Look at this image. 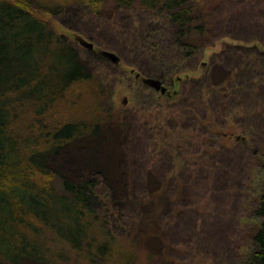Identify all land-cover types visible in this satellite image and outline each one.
<instances>
[{"label": "trees", "instance_id": "1", "mask_svg": "<svg viewBox=\"0 0 264 264\" xmlns=\"http://www.w3.org/2000/svg\"><path fill=\"white\" fill-rule=\"evenodd\" d=\"M218 3L0 0V264H197L189 253H204L200 240L184 238L180 230L191 227L205 237L211 232L201 222L188 227L182 218L187 210L179 201L199 183L207 185L205 165L195 159L176 166L165 144L158 152L153 148L163 139L162 126L116 108H98L97 102L104 93L101 84L109 80L106 67L120 63L126 62L139 77L173 83L188 70V61L228 34L214 27L220 19L210 8ZM36 8L70 29H80L79 23L87 19L100 25L119 13L140 11L141 16L135 28L112 31L118 43L105 48L118 52L119 62L113 63L100 49L79 48L57 33L36 15ZM243 12L249 17L243 19L242 40L257 44H225L202 78L192 83L204 81L218 92L231 91L232 99L243 87L245 98L252 101L257 87L256 96L264 100V0H243ZM131 56L133 61L128 60ZM138 90L158 105L153 88L140 84ZM213 94L222 106V98ZM256 106L251 110L261 115ZM199 107L185 113L184 127L201 130L198 139L212 141L217 153L239 149V169L246 177L235 181L241 190L248 187V218L254 220L231 223L233 242L228 240L227 251L215 263L264 264V127L257 124L228 142L210 123L208 109ZM210 109L223 115L225 108ZM261 116L264 120V108ZM160 162L165 170L153 171L152 163ZM214 167L219 171L212 179L214 187L229 193L225 166ZM221 173L224 179L217 180ZM254 173L261 175L260 182L250 188ZM245 225L249 229L241 241Z\"/></svg>", "mask_w": 264, "mask_h": 264}, {"label": "rangeland", "instance_id": "2", "mask_svg": "<svg viewBox=\"0 0 264 264\" xmlns=\"http://www.w3.org/2000/svg\"><path fill=\"white\" fill-rule=\"evenodd\" d=\"M212 1L218 3V0ZM225 2L226 3L223 5L220 3L216 4L217 6L213 5L210 8V11L216 9L215 13L217 19H220L219 22L214 23L216 30L218 32L220 30L221 32H228V34L216 39L210 46L204 48L201 53L197 54L196 59L188 61L187 65L189 68L186 67L188 70L174 77L173 83H169V81L165 80L164 85L167 87L165 93L162 94L160 91L154 89L157 94L158 105H155L153 99H146V94L138 90V86L144 84L141 80V77L143 76L136 77L134 75L135 72H131L130 66L127 65L126 62L125 64L120 63L117 66L115 65V67H106V70L108 69L110 71H107V78L109 80L101 84L102 88H104V93H99L97 102L98 108H116L119 111L118 113H123L125 116L130 115L131 113V115L136 116L139 120L148 121L150 124H159L162 126L163 139L159 144L153 143V148H156V151L158 152L159 149L162 150L163 148L161 143L165 144V149L168 150L166 153L169 152L173 157H176V161H173L176 166H179V164L181 166L183 164V167L187 164L186 162L190 163L195 159H198L199 162H202L205 165V173L207 174L206 181L208 182L207 185L205 182L202 184L199 183L201 186L197 188L195 187L187 192L185 194L186 196L183 195V197H180L179 201V204L184 206L187 210V214L182 216V218H184L183 220L188 224V227L193 225L194 222H198V224L201 222V224L206 226V229L211 232L210 237L203 236V233H197L198 235H196L193 233L195 231L189 230L191 227L187 229L182 225V227L185 228H182L183 231L180 230V234L187 239L193 237L194 241L200 240L199 247L204 250L206 255H208L206 258L204 253L201 255L199 253H189L191 255L190 258H192L194 263L197 264H217L215 263L216 258L227 251L226 246L228 240L230 239V243L233 242L231 236L235 230L231 228V223L235 219H240V222L243 221V224L254 223L252 218H248L250 214V208L248 207L250 204L247 200L248 195L246 193V188L248 187H243L244 190H241L235 181H240V179H245L246 177L245 171L239 169V167L243 165L241 155H238L237 153L239 152V149H235L236 151L231 153H226L224 150L220 152L218 151L217 153L214 151V146L211 144L212 141H209V139H198L200 138L198 136H202L200 135L201 130L194 131L190 128L188 130L184 127V124L187 123L185 121V113L189 111L190 108H198V104L200 106L199 108L208 109L210 123H215L214 125L217 126V129H221V133L225 134L224 139L228 142H232L233 139L242 136L244 133L243 130L249 132L252 129H255L257 124L264 127V120L261 119L263 117L261 115H263L264 100L261 98L259 99L258 96H256L258 93L257 87H253L254 90H252V92L255 96L252 101V99L245 98L243 87L238 96L232 99L229 97L231 91L227 94H224L221 90L218 92V90L216 91L218 88L211 89L204 81L200 82L198 85L192 83V80L202 78L203 73H205L209 68V65H211L212 58L224 49L225 44L238 46H243L244 44H257L256 42L245 43V41L242 40L243 19L249 17L246 12H243V0H225ZM256 12L257 11H253L252 13ZM140 13V11H133L130 15L119 13L118 15L113 16L112 19H107L100 25L98 20L87 19L79 23L80 29H70L67 25L61 23V21L46 12L44 9L36 8V15L39 18L48 21L57 33L63 34L71 39L77 47L82 49L86 48L75 40V36L80 35L87 41L92 42L96 49L100 50H109L105 47L113 46L118 43L117 40L119 38L117 37V39L112 35V31L116 29L115 27L121 28V26H124L125 28H128L130 25L135 28L138 26V21H140L141 16ZM111 23L114 25L112 26ZM110 51L119 56L118 52L115 50ZM128 60L133 61L134 57H128ZM232 62L233 61H231V66H235V62ZM241 63L243 65V61ZM94 83L98 84L96 80ZM233 83L240 84V81L238 78H234ZM213 91L217 92L222 98V106L218 107L216 105L217 95L213 94L215 93ZM209 98H212V101ZM235 98L237 101L234 100ZM255 106L259 108L261 115L251 110V108ZM210 108L225 109H223L222 115L220 113L221 111L212 114L213 109ZM217 117L219 119H224L223 125L218 122L219 119H216ZM231 132L233 133L231 134ZM199 141L200 144H198ZM132 143L136 145V148L138 147L135 141ZM149 148H147V150H150ZM207 149H211L212 151L210 153H204L203 151ZM137 154L138 157L141 158L142 155H140L139 150ZM157 155H160V153ZM157 159L158 158L156 157L154 161L156 162ZM220 163L225 166L224 170L227 172L224 173L228 174L226 177L229 183H227L231 190L229 188L226 189H229V193L223 192L224 189L219 191L218 188L213 185V176L219 172L214 165L216 166V164ZM165 168L166 167L161 162L158 163L157 166L155 163H152L153 171L158 172L163 169L165 170ZM132 173L133 168L131 169V174ZM255 173L252 176V184H250V188H254L253 186H257L258 182H260L261 175H256V177ZM220 175L221 176L217 180L224 179L222 173ZM244 229L245 230L242 231V234L239 236V240L241 241L243 240L242 238L244 235L246 236V230L249 229L248 225H245ZM229 232L230 235L227 236ZM230 247L229 252L232 253ZM228 264H232V261Z\"/></svg>", "mask_w": 264, "mask_h": 264}, {"label": "water", "instance_id": "3", "mask_svg": "<svg viewBox=\"0 0 264 264\" xmlns=\"http://www.w3.org/2000/svg\"><path fill=\"white\" fill-rule=\"evenodd\" d=\"M75 40L77 42H79L80 45H82L83 47H86L88 49H92L94 47L92 42L87 41L86 39H84L80 35H76ZM101 53L104 56H106L108 59H110L113 63L119 62V56L116 53H114L110 50H101ZM139 75H140L139 73H136L135 76L139 77ZM141 80L144 84L152 87L156 91H160L162 94L167 91V87L163 84V81L158 77L143 76V77H141Z\"/></svg>", "mask_w": 264, "mask_h": 264}, {"label": "flooded vegetation", "instance_id": "4", "mask_svg": "<svg viewBox=\"0 0 264 264\" xmlns=\"http://www.w3.org/2000/svg\"><path fill=\"white\" fill-rule=\"evenodd\" d=\"M163 81V80H162ZM163 84H164V82H163Z\"/></svg>", "mask_w": 264, "mask_h": 264}]
</instances>
